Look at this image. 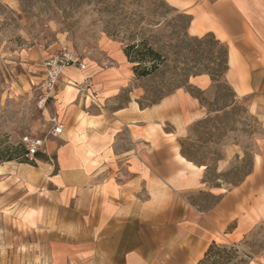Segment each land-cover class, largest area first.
<instances>
[{
	"label": "crops",
	"instance_id": "crops-1",
	"mask_svg": "<svg viewBox=\"0 0 264 264\" xmlns=\"http://www.w3.org/2000/svg\"><path fill=\"white\" fill-rule=\"evenodd\" d=\"M168 1L190 16L191 35L211 33L226 45L224 79L236 97L247 99V111L264 130V0ZM110 74L67 67L56 86L67 162L51 173L53 187L37 206L36 223L51 236L47 264H196L217 233L232 224L227 234H243L264 217V135L239 184L226 191L209 187L205 166L184 158L177 142L208 114L198 96L179 87L141 107L133 88L124 107L108 108L104 101L124 87L110 86L119 79ZM109 76L116 82H103ZM86 77L92 86L84 100L76 85ZM213 84L207 73L187 80L207 98ZM123 131L127 148L117 141ZM12 162L0 163V176ZM228 163L229 156L218 160L217 172ZM195 191L209 192L216 202L199 209L188 197Z\"/></svg>",
	"mask_w": 264,
	"mask_h": 264
},
{
	"label": "rangeland",
	"instance_id": "rangeland-1",
	"mask_svg": "<svg viewBox=\"0 0 264 264\" xmlns=\"http://www.w3.org/2000/svg\"><path fill=\"white\" fill-rule=\"evenodd\" d=\"M188 16L168 0H0V163L6 162L7 151L23 144L25 136L42 140L38 152L48 159L29 155L35 165L23 166L12 160L0 176V264L51 260V236L37 225L36 212L47 199L45 190L53 187L51 173L66 165L68 135L65 128L60 135H51L53 119L61 123L56 88L43 100L39 83L43 60L61 48L77 53L93 73H118L117 83L110 86L123 83L124 87L104 101L108 108L124 107L133 88L141 107L179 87L188 88L208 114L177 139L180 151L182 144L193 164L205 166L203 180L209 187L226 191L243 180L264 130L247 111V99L236 97L224 77L214 81L212 98L187 86L190 76L207 72L216 63L224 67L219 45L210 38L197 40L203 35L187 31ZM143 40L161 55L162 62L149 74L136 76L134 64L121 55L126 45ZM107 79L113 82L115 76ZM117 141L120 148L129 146L124 131ZM225 156H229L227 168L217 172V161ZM188 197L202 210L216 198L206 191ZM231 227L217 233L215 242L236 243L252 256L249 264H264V217H257L243 234H227Z\"/></svg>",
	"mask_w": 264,
	"mask_h": 264
},
{
	"label": "trees",
	"instance_id": "trees-1",
	"mask_svg": "<svg viewBox=\"0 0 264 264\" xmlns=\"http://www.w3.org/2000/svg\"><path fill=\"white\" fill-rule=\"evenodd\" d=\"M190 16H188V24ZM210 38L212 43L219 45L224 53V67L220 63H216V67L207 71L199 73H207L210 75L213 81H216L218 77H224V73L227 69V47L224 43L217 39H214V35L211 33L204 34L200 39L205 40ZM123 53L130 63H133L132 70L136 76H145L152 72L162 62L161 55L150 47L144 40L138 43L128 44L123 49ZM216 59L219 60L217 57ZM198 73V74H199ZM200 99V98H199ZM180 154L189 161L194 162L188 154H186L182 148ZM27 150L24 144H19L7 151L6 159L4 161L15 160L20 163H27L35 165L34 161H31L28 157ZM36 159L47 161V157L40 152L36 151L33 155ZM1 160V157H0ZM195 163V162H194ZM237 185V184H234ZM216 202V198L214 200ZM213 202V203H214ZM252 256L240 250L236 243L220 244L212 241L203 253V256L197 261L196 264H249Z\"/></svg>",
	"mask_w": 264,
	"mask_h": 264
},
{
	"label": "built area",
	"instance_id": "built-area-1",
	"mask_svg": "<svg viewBox=\"0 0 264 264\" xmlns=\"http://www.w3.org/2000/svg\"><path fill=\"white\" fill-rule=\"evenodd\" d=\"M67 67H75L78 70L84 71L87 66L80 56L69 48H61L58 51L51 52L43 61V75L39 83L40 89L43 92V100L52 96V91L55 90L59 77ZM92 86V78L86 77L82 82L76 85L77 93L84 100L90 97V89ZM54 120V125L51 131L52 136H58L63 131L61 123ZM23 144L28 155L32 156L39 150L42 145V140L38 138L23 137Z\"/></svg>",
	"mask_w": 264,
	"mask_h": 264
}]
</instances>
